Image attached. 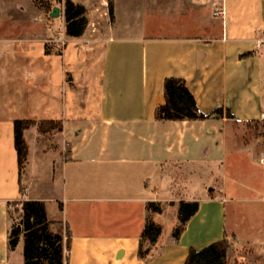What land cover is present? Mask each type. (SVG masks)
Segmentation results:
<instances>
[{
  "label": "crops",
  "instance_id": "0c3cea01",
  "mask_svg": "<svg viewBox=\"0 0 264 264\" xmlns=\"http://www.w3.org/2000/svg\"><path fill=\"white\" fill-rule=\"evenodd\" d=\"M72 1L87 25L62 51L31 24L0 34V264H24L23 240L8 246V203L31 200L53 232L69 231L66 264H184L190 248L225 238L228 264H262L264 0H113L112 20L94 0L110 24L90 34L93 0ZM168 77L201 113L222 115L157 120ZM14 120L61 125L48 138L24 130L21 177ZM181 201L199 207L175 240ZM147 220L161 234L140 259Z\"/></svg>",
  "mask_w": 264,
  "mask_h": 264
},
{
  "label": "trees",
  "instance_id": "16d2710c",
  "mask_svg": "<svg viewBox=\"0 0 264 264\" xmlns=\"http://www.w3.org/2000/svg\"><path fill=\"white\" fill-rule=\"evenodd\" d=\"M109 16L113 19V0H107ZM86 10L84 6L74 3L72 0H64V22L65 34L70 38L79 37L83 34L86 25ZM164 103L157 106L155 118L157 120H204L210 117L222 115L221 108L215 109L212 113L205 115L201 113L196 105L192 93L187 88L185 81L176 77H168L163 82ZM226 117H231L229 110H226ZM31 125H36L40 133L49 130L60 129L59 122L53 120H14V146L17 154L18 172L21 177L26 160L27 144L23 132ZM49 125L50 128L47 129ZM19 189L22 191L21 182ZM11 203H8L9 218L11 226L8 234V246L14 250L20 240H23L24 264H66L70 250V233L65 234L62 230L53 232L50 229L45 204L41 201H23L19 203L21 220L19 223H12ZM198 202L179 203V223L173 231V237L178 240L183 232L187 221L197 212ZM147 209L152 212H159L160 206L151 202ZM161 234V227L151 220H147L140 236L138 256L145 259L149 249L144 243L154 244ZM230 248L229 241L225 238L214 242L200 250L190 248L184 264H228L227 253Z\"/></svg>",
  "mask_w": 264,
  "mask_h": 264
},
{
  "label": "rangeland",
  "instance_id": "374dc122",
  "mask_svg": "<svg viewBox=\"0 0 264 264\" xmlns=\"http://www.w3.org/2000/svg\"><path fill=\"white\" fill-rule=\"evenodd\" d=\"M84 1L85 0H82V2ZM95 3L96 2L94 0L89 2L88 10L90 13L91 23L90 30L87 32L88 34H90V32H94L97 27L104 31L108 28V24H110V19L106 22H102L99 16V9L96 7ZM54 7H58L60 9V15L58 17L50 16V13ZM93 14L96 15L97 18L92 17ZM24 21H26L25 24H23ZM64 23V0H0V34L14 32L21 27L25 28L27 25L31 24L35 27L33 30L41 31L42 29H45V48H56L62 51L65 48V44H67V40L69 39L67 38L64 31ZM85 43H89V40L87 39ZM35 126L36 125H31L30 128H34ZM44 126H47V129L50 128L49 125ZM49 131L50 133L46 134L48 135L46 136L47 138L50 136L52 137V135L56 133V131ZM29 135L30 134L27 135L29 137L27 138L30 141L31 139ZM21 187H23L22 183ZM19 193H22V191ZM10 209L12 214V223H19L21 220V215L18 211L19 202L15 201L11 203ZM229 213L230 208L228 209L227 214V218L230 220L231 217ZM262 264H264V259H262Z\"/></svg>",
  "mask_w": 264,
  "mask_h": 264
},
{
  "label": "water",
  "instance_id": "95a60500",
  "mask_svg": "<svg viewBox=\"0 0 264 264\" xmlns=\"http://www.w3.org/2000/svg\"><path fill=\"white\" fill-rule=\"evenodd\" d=\"M60 15V9L58 7H54L50 13L51 17H58Z\"/></svg>",
  "mask_w": 264,
  "mask_h": 264
},
{
  "label": "built area",
  "instance_id": "2783aa9c",
  "mask_svg": "<svg viewBox=\"0 0 264 264\" xmlns=\"http://www.w3.org/2000/svg\"><path fill=\"white\" fill-rule=\"evenodd\" d=\"M215 15H217V13H214Z\"/></svg>",
  "mask_w": 264,
  "mask_h": 264
}]
</instances>
